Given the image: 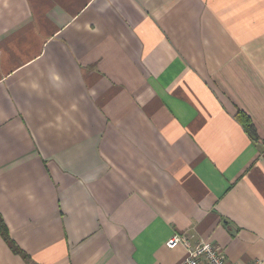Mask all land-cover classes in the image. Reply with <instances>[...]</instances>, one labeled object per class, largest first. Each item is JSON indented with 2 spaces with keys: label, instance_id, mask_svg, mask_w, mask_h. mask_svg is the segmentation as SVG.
Listing matches in <instances>:
<instances>
[{
  "label": "crops",
  "instance_id": "obj_1",
  "mask_svg": "<svg viewBox=\"0 0 264 264\" xmlns=\"http://www.w3.org/2000/svg\"><path fill=\"white\" fill-rule=\"evenodd\" d=\"M0 218V264H264V0H0Z\"/></svg>",
  "mask_w": 264,
  "mask_h": 264
},
{
  "label": "built area",
  "instance_id": "obj_2",
  "mask_svg": "<svg viewBox=\"0 0 264 264\" xmlns=\"http://www.w3.org/2000/svg\"><path fill=\"white\" fill-rule=\"evenodd\" d=\"M166 246L169 249L183 247L186 258L182 264H230L222 252L211 242L193 244L188 235H175L171 237ZM252 264H260L258 261Z\"/></svg>",
  "mask_w": 264,
  "mask_h": 264
},
{
  "label": "trees",
  "instance_id": "obj_3",
  "mask_svg": "<svg viewBox=\"0 0 264 264\" xmlns=\"http://www.w3.org/2000/svg\"><path fill=\"white\" fill-rule=\"evenodd\" d=\"M237 118L242 123L244 129L249 134V136L252 139L257 141L258 135H257V132H256L254 125L251 122V119L242 111H239ZM0 233L3 236L4 240L8 243V245L13 249V251L16 254L21 255L22 257H24L27 260V256L20 249H18V247L16 246L14 241L10 238L8 231L6 229V226H5V224L1 218H0Z\"/></svg>",
  "mask_w": 264,
  "mask_h": 264
}]
</instances>
